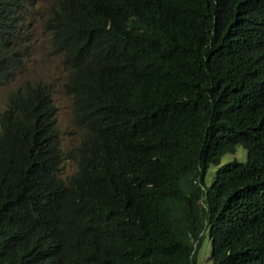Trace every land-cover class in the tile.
<instances>
[{
    "label": "trees",
    "instance_id": "obj_1",
    "mask_svg": "<svg viewBox=\"0 0 264 264\" xmlns=\"http://www.w3.org/2000/svg\"><path fill=\"white\" fill-rule=\"evenodd\" d=\"M44 30L79 140L46 82L7 91L0 264H195L205 232L210 264H264V0H50Z\"/></svg>",
    "mask_w": 264,
    "mask_h": 264
},
{
    "label": "rangeland",
    "instance_id": "obj_2",
    "mask_svg": "<svg viewBox=\"0 0 264 264\" xmlns=\"http://www.w3.org/2000/svg\"><path fill=\"white\" fill-rule=\"evenodd\" d=\"M49 1L35 0V14L32 15L27 27L26 42L29 44L28 54L24 58L23 67L15 80L0 85V108L4 105L6 89L14 82H19L23 77L49 82L52 101L56 107L54 118L58 142L61 150L66 152L67 149L78 143L79 129L72 122L70 97L64 92L62 87L65 79V70L61 63V57L52 50L49 43V34L44 30V19ZM18 77L20 78L17 79ZM245 157V149L241 145H237L233 152H226L221 155L219 164L232 159L243 161ZM216 166H209L206 174L208 182L211 181ZM74 168L75 162L67 160L61 165V174L70 173ZM209 251L210 240L207 232H205L196 249L195 264H210Z\"/></svg>",
    "mask_w": 264,
    "mask_h": 264
},
{
    "label": "clouds",
    "instance_id": "obj_3",
    "mask_svg": "<svg viewBox=\"0 0 264 264\" xmlns=\"http://www.w3.org/2000/svg\"><path fill=\"white\" fill-rule=\"evenodd\" d=\"M34 14H35V0H0V52H5L8 49L9 45H12L15 47V45H17V44H22V43L28 44L26 42V36L28 33L27 27H28V23L32 19L31 18L32 15H34ZM28 48H29V44H28ZM27 54H25L22 57L23 63H24V58L26 57ZM61 63H62V60H61ZM62 66H63V63H62ZM22 67H23V64H22ZM20 70H18V71L16 70L17 72L16 71H15L16 73L14 72L15 74L13 75L12 78H10V76H9V75H11V72L8 74V69L6 71H4L2 73L3 77L0 78V85H3L4 83H6L8 81L15 80L16 76L20 73ZM21 77H23V76H21ZM19 78L20 77H18L17 79H19ZM25 78H27V77H23L20 81L24 80ZM44 82H46V81H44ZM17 83H18V81L14 82L12 85H10L6 89L4 105L6 102L7 91L10 88H12L13 86H15ZM46 83L49 85L48 89H49V93H50L51 101H52L51 86H50L49 82H46ZM63 90H64V88H63ZM64 92H65V90H64ZM66 94L70 97V95L68 93H66ZM70 102H71V97H70ZM52 104H53V117H54L56 107H55L53 101H52ZM4 105L2 106V108L4 107ZM2 108H0V109H2ZM71 119H72V113H71ZM72 122H73V120H72ZM73 124H74V122H73ZM53 128L56 129L55 118L53 121ZM56 134H57L56 140H57L58 148H60L59 142H58L57 129H56ZM69 149H67V150H69ZM60 150H61V148H60ZM69 160H71V159H69ZM65 161H67V160H65ZM72 161H74V160H72ZM59 173L61 176H65V175L69 174V173H65L64 175H62L61 170L59 171ZM6 250H7V248H6Z\"/></svg>",
    "mask_w": 264,
    "mask_h": 264
}]
</instances>
